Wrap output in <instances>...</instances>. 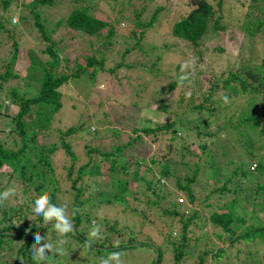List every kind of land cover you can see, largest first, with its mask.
I'll return each instance as SVG.
<instances>
[{
    "label": "trees",
    "instance_id": "obj_1",
    "mask_svg": "<svg viewBox=\"0 0 264 264\" xmlns=\"http://www.w3.org/2000/svg\"><path fill=\"white\" fill-rule=\"evenodd\" d=\"M226 1L219 0L215 5L209 0H191L190 10L172 25L170 34L189 44L199 54L198 47L207 39L225 32L226 23L223 20H226V17L223 16L222 10ZM243 1H240L238 5L245 9V14L236 23L244 31V36L255 37L257 33L264 30V19H258L254 14L257 11L256 7L259 8L258 12L264 14V0H245L246 4ZM2 2V8L6 10L10 1ZM47 3H51V0H32L28 5L24 4L30 8L29 12L34 18L33 25L37 27L45 40L50 38L47 37L43 25L39 22L38 12L34 10L37 6L47 5ZM129 4V1L120 0L117 8L119 15L114 19L115 23L121 18L124 6ZM91 7V5L74 7L67 18H61L56 22L57 27L66 28L65 38L80 48L82 36L98 39L99 42L95 44V48L92 46L91 53L84 55L83 60L79 59L73 50H70V57H61L53 48L57 43L50 40V44L42 50L47 55V60L42 61L34 56L32 50H28V64L22 66L21 71L16 73L13 68L17 62L18 42L14 38L11 55L4 62V70L0 72V91L6 82L19 77L33 81L38 88L30 96L19 94L16 89L11 88L8 92L9 103L15 106L17 111L9 117V121L0 122V134L3 135L0 136V193L5 190L4 186H1L5 174L2 170L7 167L10 170L9 176L14 174V180L19 183L21 196L26 198L21 204L11 206H7L5 201L0 203V264L2 262L3 264H21V261L22 264H37L31 248L34 243L33 237L37 232L45 238L46 242L55 244L56 241L64 239L66 243L63 246H68L65 254L60 250L49 252L46 259L39 264H68V259L71 258L69 254L72 252L80 257L84 256V260L81 259L79 264H99V258L103 253L109 254L112 251L123 253L126 248H130L129 244L138 243L131 238L132 232L129 233L128 243L114 242L121 240V231L117 230L114 224H108L107 217L95 215L96 211L99 213L101 205L110 206L109 204L116 200L117 193L111 195L110 190L124 195L133 188V183L142 184L143 182L147 190H152L156 199L155 201L144 200L147 208L157 206L158 201L166 199V195L161 190L160 193H156L158 191H155L154 185L161 186L158 182L159 178L167 179L173 173L168 159V153L173 144L178 145L183 152H188L192 144L196 145L200 153L207 151L206 165L221 171L225 176L222 181L217 177L215 182L221 181V186L205 195V199L210 198L214 192L220 195V199L213 207L216 209H211L206 216L201 211L197 212L188 208L189 204L195 201L193 184L201 169L199 163L201 157L197 155L198 161L191 165L185 163L190 169V174L185 171L183 180L178 178L176 186L183 197H187L188 204L183 207L176 201H171L167 203L169 208L161 211L172 219L177 218L180 223L181 230L176 242L171 240V228L166 235L168 240H164L172 244L175 262L181 260L186 254L184 247H189L191 242L194 247L200 239L206 237V233L202 231L209 227L218 239H222L223 244L227 243L228 247L221 246L214 252L203 251L198 257L197 264H208V260L212 263L228 264L223 259H226V254L231 250H234L237 258L238 254L244 252V257L239 264H264V224L247 223L246 218L236 213L234 209L237 203L255 200L256 208L264 213V153L259 154V148H263L264 140V57L254 71L247 68L241 71L243 74L229 71L221 80V84H218V79H215L209 95L197 104L190 99L188 114L173 115L155 126H134L129 132L125 131L127 125L121 123L122 131L117 128L112 129L107 134L108 138L97 137L99 133L96 128H92V133L88 134L84 123L78 122L60 131L57 142L53 141L47 145L37 144V136L40 132L49 131L54 113L61 108L63 91L64 89L69 91V83L80 78L92 81L99 70L115 74L117 70L122 71L124 67L123 63L116 62L113 67L105 68L107 63L105 53L112 45L111 38L115 33L110 23L92 15ZM160 10L161 7L155 9L147 23L138 22L136 25L145 28L153 27L158 20ZM135 16L139 17L138 14ZM10 23L7 17L0 18V33H11L17 30L12 26L15 22ZM104 30H106L105 33H103ZM138 48L141 50L140 46ZM129 50L128 48L126 53ZM215 50L224 51L221 46H216ZM80 51L83 52L81 49ZM125 67L128 66L125 65ZM174 88H176V82L164 89L163 93L167 94ZM215 88H222L243 101V106L236 108L233 114L226 115L227 118L223 113L221 114L225 117L224 121L216 119L221 111L214 107V104H219L220 100H211ZM230 94L225 96L229 97ZM183 100L184 97L181 96L178 102ZM136 106L137 104L133 107ZM126 112L129 113L130 109ZM137 115L138 118L143 117L140 113ZM232 121L237 123L234 124ZM231 131H234L232 138ZM82 133L88 136L89 140L83 142L81 148L83 152L80 156L77 153L76 144ZM148 143L153 146L151 153H149ZM233 148L238 150L236 155L232 152ZM143 149H146L147 153ZM31 153L35 157L33 163L29 158ZM232 153L235 158L231 161L226 160L225 157ZM59 154L62 155V171L65 175L60 181L57 180L56 174V158ZM147 160L148 165L145 164ZM158 161H162V164L159 166L160 177L157 180L153 172ZM227 163L232 164V169L228 171L225 168L220 169L222 164L227 165ZM129 168L132 170L129 171ZM125 176H130L131 181L124 179ZM114 177L116 183L113 182ZM60 182L66 187L63 189L64 195L72 194L73 196L69 205L63 202L64 197L60 200L57 195V191L62 190ZM45 193L48 194L51 204L57 207L63 205L66 211H70L69 218L74 227L73 231L66 236L56 235L51 223L43 226V218L33 211L35 200ZM102 195L103 198H107L102 200L100 198ZM228 195L232 197L220 201L223 199L221 196ZM133 196L134 199H138L135 194ZM123 198H130V196ZM185 209H190L191 214L184 215ZM133 212L137 213V210ZM29 213L34 218L29 217ZM94 224L101 226L103 239L90 237L89 233ZM194 227L198 228L195 234ZM89 241L91 248L85 246ZM239 243L244 244V247L236 248ZM139 245L144 246L145 243H139ZM134 246L136 245L131 247ZM10 250L14 258L9 262L7 258L4 259L6 256L4 257L1 252L10 253ZM156 252L157 257L153 263L160 264L162 255L159 246ZM49 255H53L50 262ZM61 255L62 258L58 257Z\"/></svg>",
    "mask_w": 264,
    "mask_h": 264
},
{
    "label": "rangeland",
    "instance_id": "obj_2",
    "mask_svg": "<svg viewBox=\"0 0 264 264\" xmlns=\"http://www.w3.org/2000/svg\"><path fill=\"white\" fill-rule=\"evenodd\" d=\"M2 1L4 0H0V18L7 17L9 24H11V21H15L16 23L12 24V26L17 30L10 31L11 33H0V72L4 70V62L11 55L12 43L15 39L18 42V56L13 71L16 73L21 71L22 66L24 67L28 64V50H32L34 56H37L42 61L47 60L48 57L42 50L51 41L57 43L53 48L57 50L61 57H70V50H73L78 55V58L83 60L84 55H89L91 53L90 49L95 48V44L99 42L98 39L82 36L80 48V46L65 38L67 36L64 34L67 31L66 28L63 26L57 27L56 22L61 18H67L74 7L87 5L92 6V15L110 23L114 29L115 34L111 38L112 45L105 53L107 61L105 68L113 67L116 62H121L124 65L122 71L117 70L115 74L99 70L92 81L80 78L69 83V91L64 89L61 108L54 113L49 131H41L37 136L38 145H47L53 141L57 142L60 131L78 122L84 123L88 134L92 133V128H96L99 133L97 137L106 136L105 138H108L107 136L109 135L107 134L112 129L117 128L122 131L121 123H124L125 126L127 125L125 131L129 132L134 126H155L173 115L188 114L190 99L194 100L196 104L199 103L202 98L209 95L215 79H218V84H221V80L229 71L238 73L244 68L254 71V68L259 66L258 64L261 63V59L264 57V30L257 33L255 37H247L244 36V31L236 23L245 14V9L238 5L243 0H223L226 1L222 10L223 16L226 17V20H223L226 23V30L223 34L209 38L206 41L204 40L205 42L198 47L199 54L189 44H185L170 34L172 25L190 10L189 3L191 0H125V2L129 1L130 4L124 6L120 15L121 18L116 23L114 19L119 15L117 8L120 0H51V3L39 5L34 10L38 12L39 22L43 25V30L47 37L50 38L49 40H45L37 27H34V18L29 12L30 8L24 6V4L28 5L32 0H9L10 4L6 10L2 8ZM209 1L215 4L219 0ZM246 1L244 0L243 3L246 4ZM236 5H238L237 8H235ZM159 7H161L159 17L153 27L145 28L136 25L138 22L147 23L154 10ZM258 9L256 7L257 11L254 14L258 19H264V14L258 12ZM136 14L139 15L138 18H136ZM105 32L106 30L103 33ZM133 46L135 48L131 49ZM138 46L141 47V50H139ZM216 46L223 47L224 51L215 50ZM128 48L131 51L129 50L126 53ZM185 64L188 67L182 72V65ZM125 65L128 67H125ZM182 75L188 76V79L184 80L183 83L179 81V77ZM174 82H176V88L164 94L163 90ZM11 88L26 96L32 95L38 89L35 83L27 80V78L19 77L6 82L0 91V122L9 121V117L17 111V108L9 103L8 92ZM226 94L230 93L222 88H215L211 96V100H220L219 104H214V107L221 111L219 112L218 110L220 113L219 117L216 118L218 121H224L225 117L227 118V116L233 114L236 108L243 106V101L236 98L233 94L227 97L229 102L226 104L223 99ZM181 96L184 97V100L183 102H178ZM135 104L137 106L133 107ZM129 105L133 106L127 107ZM163 106L164 109H162ZM129 109L130 112H126ZM137 113H140V116L143 115V117L138 118ZM222 113L225 117L221 115ZM232 122L234 124L237 123L236 121ZM241 127L245 128L244 126ZM233 132L231 131V138L233 137ZM0 136L3 135L0 134ZM87 137L82 133L77 139L76 149L80 156H82L83 152L81 150L82 145L89 140V137ZM73 143L75 144V142ZM148 144L150 145L148 148L149 153H151L153 146L150 143ZM208 146L210 147L209 144ZM263 149L264 140L263 148H259V154L263 155ZM143 150L147 153L146 149ZM189 151L183 152L176 144L171 146L168 159L170 160V170L173 173L167 179L159 178V166L162 161H158L154 166L153 174L156 179L159 178L157 180L159 185H161L158 187L154 185V189L158 191L156 193H160L161 190L166 195V199L158 201L157 206L147 208L144 200L155 201L156 198L152 194V190H147L142 182V184L133 183V188L129 189L124 195H119L117 191L110 190L111 195L117 193L116 196L118 197L115 196L116 200L112 201L109 204L110 206L101 205L99 213L96 211L95 215L107 217L109 220L108 224H114L117 230L121 231V240L114 242L117 244L128 243L130 232L133 234L131 238L138 242L129 244V246H136H130V248H126L123 251L121 259L124 264H153L156 260V248L158 246L162 255L160 264H197L199 262L198 257L203 251L214 252L221 246L228 247L227 243L223 244L222 239H218L208 227L202 231L206 233V237L200 239L194 247L192 242L189 247H184L186 254L181 260L175 262L172 244L164 242V240H168L166 235H168L169 228L172 229L171 240L175 242L181 229L177 218L172 219L162 214L161 211L164 208H169L167 203L171 201H176L183 207L188 204L187 197H183L182 192H179L176 186L178 178L181 181L183 180L185 171L190 174V169L185 163L191 165L193 162L198 161L197 155L201 157L199 161L201 169L198 171L193 184L195 201L189 204L188 208L197 212L201 211L203 215L207 216L211 209H216V207H213L217 203L216 201L220 199V195L216 192L208 199H205V195L212 193L214 189L221 186V181L225 178L224 174L221 171L214 170L210 165H206L207 151L200 153L195 144L190 146ZM232 152L236 155L238 150L236 151L233 148ZM233 153L225 157L226 160L231 161L235 158ZM29 158H31V163L35 162L33 153L29 154ZM56 160L57 180L60 181L65 176L61 164L62 155H57ZM145 164H149L148 160ZM231 166L232 164L228 163L227 165L222 164L220 169L225 168L228 171L232 169ZM131 170L129 168V171ZM9 171L7 167L3 168L2 172L5 174L1 186H4L5 190L14 189L15 195L10 196L5 200V203L8 204L7 206L21 204L26 198L21 196L19 183L14 180V174L11 177L9 176ZM149 176H151L150 173ZM217 177L220 178V182H215ZM53 179H55L54 176ZM124 179L131 181L129 180L131 179L130 176H125ZM114 180L113 182L116 183L115 177ZM60 185L62 190H58L57 195L60 200L64 197L65 200L63 202L69 205L73 196L72 194L64 195L63 189L66 187L61 182ZM48 190H50V187H48ZM134 194L138 197L137 200L134 199ZM127 195L130 198L124 199L123 197ZM222 197L223 199L220 201L228 200L232 196ZM100 198L103 200L107 197L103 198L102 195ZM210 203L213 205H205ZM190 209H185L183 211L184 215H190ZM234 209L236 213L246 218L247 223L264 224V213L256 208L255 200L237 203ZM133 210H137V213H134ZM254 210L255 212H253ZM65 214L69 216L70 211H66ZM29 217H32V214L29 213ZM197 230L198 228L194 227V234ZM52 232L55 233V231ZM56 235H58L57 232ZM47 236H49L48 233ZM51 237L53 238V235ZM139 243H145V245L140 246ZM67 247L63 246L62 252L64 254L68 250ZM243 247L244 244L242 243L236 246V248L240 249ZM9 252L2 251L1 254L4 257L6 256L4 259L7 258V261L10 262L14 255L11 254V250ZM69 255L71 258L68 259V264H79L81 259L84 260V256L80 257L74 252ZM107 255V253H103L101 257H106ZM243 255L244 252H241L237 258L234 250H231L228 251L225 256L226 259L224 258L223 261L228 264H239L244 257ZM58 257L62 258V255ZM51 259H53V255H49L48 261L50 262ZM207 263L219 264L209 262V260Z\"/></svg>",
    "mask_w": 264,
    "mask_h": 264
},
{
    "label": "clouds",
    "instance_id": "obj_3",
    "mask_svg": "<svg viewBox=\"0 0 264 264\" xmlns=\"http://www.w3.org/2000/svg\"><path fill=\"white\" fill-rule=\"evenodd\" d=\"M187 67V64L182 65L181 71L183 72ZM186 79H188L187 75H182L179 77V81L181 83H183V81ZM223 99L226 104L229 102L226 96ZM13 195H15L14 189H6L3 193H0V203ZM33 211L37 216H41L43 218V226H47L51 223L52 228L61 236H66L69 232L73 231V223L69 216L65 214L66 207L63 205L57 207L56 205L51 204L47 193L35 200ZM89 235L92 239H103L100 227L96 226L95 224L93 225ZM33 239L34 243L31 248L37 264H39L40 261L45 260L47 253L49 252L56 250H60L62 252L63 245L66 243L64 239L56 241L55 244L52 242H46L45 238L42 237L38 232L34 235ZM85 246L91 248V242H86ZM121 257L122 253L120 251H112L106 257H100L99 264H124Z\"/></svg>",
    "mask_w": 264,
    "mask_h": 264
},
{
    "label": "water",
    "instance_id": "obj_4",
    "mask_svg": "<svg viewBox=\"0 0 264 264\" xmlns=\"http://www.w3.org/2000/svg\"><path fill=\"white\" fill-rule=\"evenodd\" d=\"M157 257V256H156ZM155 262V261H154ZM153 264H155V263H153Z\"/></svg>",
    "mask_w": 264,
    "mask_h": 264
}]
</instances>
